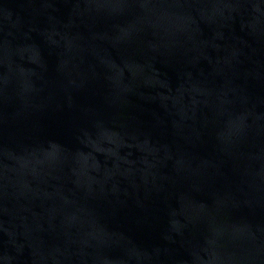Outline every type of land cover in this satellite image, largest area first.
I'll list each match as a JSON object with an SVG mask.
<instances>
[{"label": "water", "instance_id": "1", "mask_svg": "<svg viewBox=\"0 0 264 264\" xmlns=\"http://www.w3.org/2000/svg\"><path fill=\"white\" fill-rule=\"evenodd\" d=\"M0 264H264V0H0Z\"/></svg>", "mask_w": 264, "mask_h": 264}]
</instances>
